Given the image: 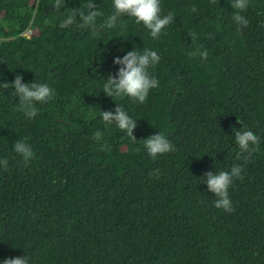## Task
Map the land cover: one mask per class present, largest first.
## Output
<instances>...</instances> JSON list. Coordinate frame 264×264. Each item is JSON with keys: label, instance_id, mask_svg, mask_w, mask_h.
I'll use <instances>...</instances> for the list:
<instances>
[{"label": "trees", "instance_id": "1", "mask_svg": "<svg viewBox=\"0 0 264 264\" xmlns=\"http://www.w3.org/2000/svg\"><path fill=\"white\" fill-rule=\"evenodd\" d=\"M86 2L55 11L54 0H0V83L19 74L55 93L28 118L0 87V264L25 255L29 264H264V0H249L240 31L233 0H161L174 21L159 38L131 17L98 36L59 27ZM94 2L99 25L112 0ZM134 48L160 56L143 104L103 92L114 58ZM116 104L137 122V141L103 122ZM244 128L261 140L250 156L235 143ZM159 133L175 151L153 159L143 140ZM234 165L243 179L224 212L202 179Z\"/></svg>", "mask_w": 264, "mask_h": 264}, {"label": "clouds", "instance_id": "2", "mask_svg": "<svg viewBox=\"0 0 264 264\" xmlns=\"http://www.w3.org/2000/svg\"><path fill=\"white\" fill-rule=\"evenodd\" d=\"M213 3L216 0H212ZM65 6V0H54L53 8L55 11H61ZM231 7L235 10L232 14V20L237 26V31L248 26L246 17L242 14L249 7V0H233ZM195 12L196 8L193 7ZM103 13L96 8L94 0H87L81 8H72L67 11L65 18L59 27L67 29L72 25L80 28L90 29L93 36H98L105 28H114L121 17H131L135 23L142 24L150 33L152 38H159L162 31L174 21V14L169 12L162 15L161 0H112V14L101 23L97 24V18ZM195 39V35H193ZM202 59L207 58V52L201 53ZM160 61V56L154 50L144 48L137 51L135 48L127 52L122 58H114L113 63L119 66L118 72L109 75L103 83V92L107 97L127 98L134 102L143 104L152 89L159 85L155 76L150 75L149 69ZM4 89L11 88L14 96L19 98L18 110L23 112L26 117L34 118L38 114L37 103H47L54 98V91L46 83L34 82L31 84L22 83V76L17 74L13 83H0ZM101 118L105 125L114 124L120 131L124 132L131 141L135 142L133 135L137 122L132 119L125 108L116 104L114 112L101 111ZM239 123V122H238ZM93 139L99 142L102 139V133L97 131ZM260 137L251 130L244 128L235 132V143L240 149V153H248L258 150ZM144 147L149 156L155 159L160 154H168L175 151L171 142L161 133L154 134L143 140ZM14 151L23 158L25 162L33 158V151L28 143L17 140L13 145ZM108 146L102 145V150H107ZM248 157H245L247 160ZM7 160L0 161V164L7 167ZM242 166L234 165L230 172L219 171L206 173L202 183L207 184L209 192L215 196L214 207L222 209L224 212L233 211L232 203L229 198L228 189L234 179H243ZM3 264H29V259L24 257L5 258Z\"/></svg>", "mask_w": 264, "mask_h": 264}, {"label": "bare ground", "instance_id": "3", "mask_svg": "<svg viewBox=\"0 0 264 264\" xmlns=\"http://www.w3.org/2000/svg\"><path fill=\"white\" fill-rule=\"evenodd\" d=\"M23 35H29V31H27L26 33H24Z\"/></svg>", "mask_w": 264, "mask_h": 264}]
</instances>
